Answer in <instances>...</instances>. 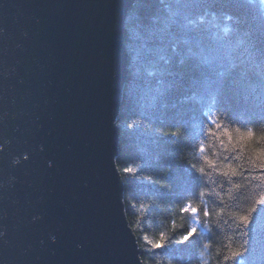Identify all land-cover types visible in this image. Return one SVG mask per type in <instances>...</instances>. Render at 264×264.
Returning a JSON list of instances; mask_svg holds the SVG:
<instances>
[{
	"label": "trees",
	"instance_id": "16d2710c",
	"mask_svg": "<svg viewBox=\"0 0 264 264\" xmlns=\"http://www.w3.org/2000/svg\"><path fill=\"white\" fill-rule=\"evenodd\" d=\"M124 27L116 164L143 264H264V208L247 225L239 219L264 199V172L249 159L264 148V5L134 0ZM216 123L255 137L225 148L208 132ZM226 164L237 173L224 175ZM185 204L197 214L181 212Z\"/></svg>",
	"mask_w": 264,
	"mask_h": 264
},
{
	"label": "water",
	"instance_id": "95a60500",
	"mask_svg": "<svg viewBox=\"0 0 264 264\" xmlns=\"http://www.w3.org/2000/svg\"><path fill=\"white\" fill-rule=\"evenodd\" d=\"M133 1L0 0V264H143L116 165Z\"/></svg>",
	"mask_w": 264,
	"mask_h": 264
},
{
	"label": "snow or ice",
	"instance_id": "6c2138e0",
	"mask_svg": "<svg viewBox=\"0 0 264 264\" xmlns=\"http://www.w3.org/2000/svg\"><path fill=\"white\" fill-rule=\"evenodd\" d=\"M261 4L264 5V0H261ZM215 131L213 128H209L208 132L217 138H219V142L221 145H223L225 148L231 149L236 147H243L245 142L249 141L250 138L255 137V133L249 129L247 131H242L239 128L229 130L227 128H222L221 124L216 123L214 125ZM226 138V139H225ZM260 139H264V134H261ZM200 151H204V145H200ZM27 159V157H25ZM204 161L208 165H213V161L209 159V157L205 156L203 157ZM250 162L252 165H254L257 169H259L261 172H264V148H253L252 154L250 156ZM220 170V169H218ZM224 175H228L231 173L232 175H235L237 173V168L232 166L231 164L224 165ZM199 172H204L203 165L199 168ZM261 179H264V176L261 177ZM257 205H259V208L256 207V205H253L251 208H249L248 213L245 215H240L239 219L245 224H249L250 218L252 215H254L260 208H264V199L258 200L256 202ZM181 212H188L191 213L193 216H195L198 212V209L195 207H192L190 204H185L184 207L180 209ZM205 216L208 215L207 212L204 213ZM196 232V228L193 226L189 228L184 235L181 237V242L188 241L193 234ZM163 236H161V240L157 241L152 244V246L155 247H162L163 246ZM232 256L236 257L239 255V252L236 250L232 251Z\"/></svg>",
	"mask_w": 264,
	"mask_h": 264
},
{
	"label": "bare ground",
	"instance_id": "6f19581e",
	"mask_svg": "<svg viewBox=\"0 0 264 264\" xmlns=\"http://www.w3.org/2000/svg\"><path fill=\"white\" fill-rule=\"evenodd\" d=\"M132 5V4H131ZM123 99V98H122ZM119 144V143H118ZM117 165V164H116ZM119 171V170H118ZM120 173V172H119ZM121 176V175H120ZM122 179V178H121ZM123 182V181H122Z\"/></svg>",
	"mask_w": 264,
	"mask_h": 264
}]
</instances>
